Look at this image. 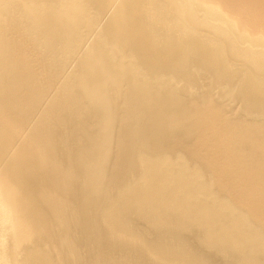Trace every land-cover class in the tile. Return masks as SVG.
I'll return each instance as SVG.
<instances>
[{
	"label": "bare ground",
	"instance_id": "bare-ground-1",
	"mask_svg": "<svg viewBox=\"0 0 264 264\" xmlns=\"http://www.w3.org/2000/svg\"><path fill=\"white\" fill-rule=\"evenodd\" d=\"M0 264H264V0H0Z\"/></svg>",
	"mask_w": 264,
	"mask_h": 264
},
{
	"label": "water",
	"instance_id": "water-1",
	"mask_svg": "<svg viewBox=\"0 0 264 264\" xmlns=\"http://www.w3.org/2000/svg\"><path fill=\"white\" fill-rule=\"evenodd\" d=\"M14 36H16L17 38H20L17 34H15ZM22 40H24V41H28L27 39H22ZM41 54V53H40ZM36 56H38V54L36 53L35 54ZM53 61V60H52ZM174 91V90H173ZM170 93V92H169ZM174 95H176V94H174ZM62 96V95H61ZM59 98V97H58ZM167 98L168 97H166L165 99H164V97L163 96H159L158 97V101H160V102H163V100H167ZM176 103V102H175ZM197 103H201V100H193V101H191V102H186L185 104H183V103H177V105H173V107L174 108H176V107H182V108H185V107H195L194 105H196ZM167 105H171V104H167ZM152 106V105H151ZM178 109V108H177ZM227 110L225 109V112H226ZM229 113V112H228ZM145 114H147V113H145L144 111H136V116H133V117H131V118H133V120L137 123V125H145V126H147V127H150V125L146 122V115ZM188 114H183V115H173L172 117H171V119L173 120V124L175 125V126H178V127H181V128H184L185 126V128H188V127H190L189 125L190 124H194V123H192L191 121L193 120H191V116H187ZM222 115H224L225 116V114H224V112H223V114ZM240 117H237L236 116V120H232V119H228V120H231V121H233V122H235V123H239L238 125H242V123H243V121H249V120H247V116L246 115H239ZM180 128V129H181ZM180 129H178V130H180ZM253 157H258V160L260 159V157H261V154L259 153V154H253ZM108 176H109V174H108ZM78 219V218H77ZM80 219V218H79ZM78 219V221H79V223H80V225L81 226H83L81 223V221ZM85 223V222H84ZM91 226L92 225H89V226H86V228H85V230H89L90 228H91ZM84 229V226H83V228H81L80 227V229H79V232H82V230ZM96 246V245H95ZM93 247H94V245H93Z\"/></svg>",
	"mask_w": 264,
	"mask_h": 264
}]
</instances>
